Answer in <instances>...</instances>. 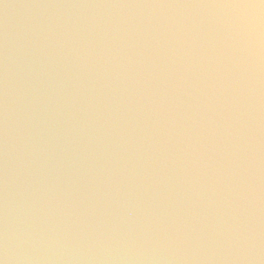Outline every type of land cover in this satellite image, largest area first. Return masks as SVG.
<instances>
[{"label": "water", "instance_id": "obj_1", "mask_svg": "<svg viewBox=\"0 0 264 264\" xmlns=\"http://www.w3.org/2000/svg\"><path fill=\"white\" fill-rule=\"evenodd\" d=\"M0 264H264V0H0Z\"/></svg>", "mask_w": 264, "mask_h": 264}]
</instances>
